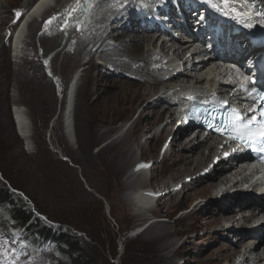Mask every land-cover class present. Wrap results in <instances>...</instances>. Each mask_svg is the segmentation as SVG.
I'll return each instance as SVG.
<instances>
[{"label":"rangeland","instance_id":"374dc122","mask_svg":"<svg viewBox=\"0 0 264 264\" xmlns=\"http://www.w3.org/2000/svg\"><path fill=\"white\" fill-rule=\"evenodd\" d=\"M31 1L36 2L0 0V181L41 219L80 236L84 241L82 247L85 248L87 264H212L220 260L216 257L219 244L225 243L226 248L231 244L234 248L241 247L238 238L236 239L238 235L228 234L229 241L225 242L222 238L217 240V236H211L218 232L210 225L213 218H219L218 209L208 206L205 210H194L198 204L212 202L214 193L208 198L189 201L183 200L181 195H170L144 213L136 211L131 206L132 203L126 200V193L131 190L154 189L162 193L174 184H183L187 178L197 176L203 169L199 165L191 172L173 171L180 166L178 157L183 154V146L179 143L174 146V154L168 153L161 157L160 153L168 147L166 139L171 137L159 138L162 127L169 121L168 116L159 120H154L156 118L151 116L139 120L146 102L139 109H136L137 104L134 102L121 106L115 112L105 111L101 107L104 98L115 89L107 88L103 91L102 88L103 92L84 98L80 109L76 105L73 139L66 135L63 126L66 89L77 74L80 78L78 96L85 92L84 82L88 74H95L89 68L98 61L99 54L85 65L86 61L82 59L88 60V57L83 56L85 52L81 55V52L84 51V41L91 38L90 25L83 29L80 28L81 25L74 27L76 29L72 28V36L68 39L70 27L63 32L58 21L56 23L52 20L50 24L43 21L47 16L53 18V12L58 13L56 16L61 14L54 7L46 11L41 21L34 20L32 28H27L21 57L14 56L10 33L28 10L24 7H29ZM17 12L24 13L17 17ZM28 31L32 33L30 37L27 35ZM122 34V38L127 36ZM66 40H69L72 47L66 53H61ZM147 49L149 46L145 45L144 50ZM116 50L112 48L113 52ZM99 72L100 68L96 71V78L102 84L105 79L101 80ZM115 73L114 76L110 72L117 81L122 80L121 74ZM138 80L140 83L145 81L139 77L136 81ZM96 87L97 85H89L91 89L96 90ZM163 87L164 85L155 86L156 90L151 91L142 87L141 90L144 93L150 92L149 99L153 101L163 92ZM76 91L77 89L75 93ZM16 105L23 108L30 123L31 138L27 147L18 135L12 114V108ZM165 108L167 105L162 102L152 111H157L156 115L159 117ZM122 128L125 130L120 132ZM148 129L150 134L145 133ZM102 132H107L105 137L95 141ZM123 136L129 139L127 148L131 149L130 152L107 153L101 150ZM137 144H144L145 150H141ZM138 161L148 165L147 173L140 174L141 176H136V172L132 170ZM215 176L217 175L213 173V178ZM210 180L203 179L194 187H187L195 189L211 182ZM192 192L189 191L187 195ZM149 222H152L151 225L143 232L129 236ZM202 225H207L208 228ZM168 229L170 238L160 240L158 235ZM34 240L32 237L27 238L25 230L0 215V241L20 253L19 258L37 255L43 264H68L56 255L50 242ZM12 241L14 243H10ZM252 247L253 244L245 243L240 248V257L221 264H240L245 260L243 254L246 252L248 256ZM250 257L254 259L256 255Z\"/></svg>","mask_w":264,"mask_h":264},{"label":"bare ground","instance_id":"6f19581e","mask_svg":"<svg viewBox=\"0 0 264 264\" xmlns=\"http://www.w3.org/2000/svg\"><path fill=\"white\" fill-rule=\"evenodd\" d=\"M35 1L36 2L31 1V3L28 4L29 7L27 6L24 7V9L28 8V10H26L27 11L26 18L30 19L27 25L25 26L26 31L27 28H32L33 25L31 24L34 20L35 22L40 20L41 17L46 14V11L54 7L63 8L66 5H68L67 13L71 12V15L74 16H77L78 13L77 10L74 8L75 0H35ZM148 1H155V0H105L99 4L93 5L91 8L89 7L78 8L79 12H84L86 13L87 16L85 21L81 24L80 28L83 29V27H87L88 25H90L91 27V38L88 40L86 39L87 41H84V51L81 52V55L85 52V55L83 56L88 57V60L86 59H82V60L83 61L85 60L86 61L85 65H87L91 62V60L94 59V57L97 54H99V56H98V61H95V65H92L89 68L92 69L91 71L95 72V74L94 73L88 74L87 80L86 82H84L85 92L81 91L82 92L81 95L78 96V91H79L78 81L80 80V78L78 77L77 74H75L74 77L69 82L70 84L66 89L67 100L63 109L64 130L66 135L70 139H73V132H74L73 124H74V119L76 117L75 116L76 105L78 104V107L80 109L81 103L84 101V98L85 99L87 98V96L90 95L92 96L93 94L102 91L101 90L102 88H104L103 91H106L107 88L109 89L114 88L115 91L112 94H109L107 97H105L104 98L105 100L102 103V105L101 103H99V105H101V107H103L105 111L115 112L116 110H119L121 106L123 107L125 104L128 103L133 104L135 102L137 104L136 109H139L142 106V104L146 102L147 103L146 107L139 114V118H138L139 120L145 119L147 117L149 118V116H151L152 118H156L154 120H159V119H163L165 115L168 116L169 121L167 122V124L164 125V127H162L160 134L162 133L163 135L159 134V138L163 136L164 137L171 136V137L166 139V142L168 143V147L164 149L162 154L160 153L161 157L163 158V156H165L168 153L172 154L174 152L173 151L174 146L176 145V143L177 144L179 143L181 146H183V148L181 147L182 148L181 153L183 154H180V157H178L180 158V160H178L180 166L174 168L173 171L191 172L193 169L198 168L199 165H200L199 167L202 168L209 162L210 153L214 149L215 145L210 142L209 140L210 137H202L198 133H196L194 129H191L189 127H185V128L178 127L174 131V125H175L174 123L178 121V119L174 116L173 113V110L175 108L174 102L185 97V93L170 91L169 86L177 81L183 82L187 80L186 83H188V85L191 84V86H185L184 84H182L186 87L184 88L186 93L189 91V89L192 88H196L201 91L202 88H205L203 86L206 84H208L210 88L213 89L214 87L213 83L215 82V80H217L220 77L215 75L214 77L211 78V75H214V72L213 71L211 72L209 65L205 63L192 65L190 68L187 67L188 59L185 58L186 55L185 50L187 47L186 43L180 42V40H178V38H176L175 35H173L172 33L168 34L163 27H159L156 22L150 21L148 17L149 15L153 14V10L146 8V3H148ZM203 1L171 0L169 4L170 7L168 8L169 14L160 15V16L163 17L169 16L168 19L170 22L176 21V23L177 22L181 23L180 21L177 20L176 18L177 16H175L174 14L172 15L173 12L174 13L178 12V8H176V4H178L180 8H182L183 6L185 9H189L185 11L182 9V12H180L181 16L183 14V11L184 13H187L188 18H193V16L195 15L201 16V13L203 14V16H205V12L210 11L211 14L214 16L211 18L207 17L205 19L206 22L210 23L212 20H216L220 24L219 28L229 31L230 33L236 31V28L235 29L232 28L233 26V23H231L232 19L229 17V15L231 14V10H230L231 8H233L234 13L238 15L237 17L240 21L244 20L246 21L247 24L249 23L248 25H246L247 27H249L251 23L257 22L261 18L264 19V12H263L264 0H258V1L252 0V2L249 4L245 0H242L243 2H241V0H227L228 4L224 5L226 11H223L224 9L223 10L215 9L211 3H205V0ZM232 1L233 4L231 3ZM88 11H90L89 15H88ZM57 18L59 19L61 17H57ZM188 18L186 19V21L182 19V24L188 25L189 21L192 20ZM58 19L57 20L56 18L54 19L56 23ZM223 19L227 21L230 24V26L223 25L221 23ZM105 20H107L106 23ZM194 20L195 22L197 21V19ZM234 22L237 23L236 20H234ZM242 24L245 25L244 23ZM74 27L77 26L71 27V31H69V33L70 32L71 33L68 35V39H70L69 37L72 36V28L76 29ZM23 32H24V27H21L18 30L17 34H15V36L12 37L13 40H11L12 51L13 52L15 51L14 56H16L17 58L21 57L22 44L24 45L25 37H27L23 35ZM122 33H125L127 36L122 38L123 35ZM31 34L32 33L29 32V34H27L29 35L28 37H30ZM58 34L59 37H61L60 33ZM242 35L238 36L237 39L240 40V43L244 46L245 43L242 40V38H246V36L244 34ZM161 36H167L168 39L167 41L165 40L161 41L160 54L167 56L170 53L172 56H174V58L177 59L176 64L180 67V69L176 74L168 77L167 79H163L159 76H156L154 74L156 73L155 72L156 69L154 67H150V68L147 67V65L153 66L155 63L159 62V60L158 61L156 60L158 59V57H161V55L155 54L153 48ZM65 42L66 43L63 44L60 50L61 53H66V51L70 50L72 47V45L69 43V40H66ZM168 43H172V45L169 46ZM145 45L149 46V49L144 50ZM112 48H116L117 50L113 52ZM145 51L147 52L145 53ZM18 53L20 54L17 56L16 54ZM161 59L163 60V58ZM173 60L175 59H171L170 61L173 62ZM171 62L170 64H167L166 62L164 63L166 64L167 67V70H165L166 74H170V72L171 73L174 72L178 67L177 65ZM98 68H100L99 74L101 73L100 74L101 80L102 78L105 79L103 80L102 84L96 78V71ZM207 69H209L208 72L206 71ZM110 72H112L113 75L115 72H118L119 74H121L122 80L117 81L116 78H114L116 73L112 77L111 76L112 74H110ZM218 74L221 76L222 71L218 70ZM204 75H208V77L206 78L202 77ZM51 76L52 75L50 74V78ZM138 77L145 79V81L143 83H140L139 80L136 81ZM90 84L97 85L96 87L97 89L95 90L93 88L92 89L89 88ZM163 85H164L162 89L163 92L160 95L157 93L159 97L153 101L149 99L150 92L144 93L142 92L143 89L141 90L142 87H144L145 89L146 88L150 89V91L151 89L156 90L154 89L155 86L159 87ZM223 87L224 86L221 87L222 90H224ZM76 89L77 91L75 93ZM198 90L196 94H202V91L200 92ZM162 102H164L165 105H167V108L163 109L160 113V116L157 117L156 113L158 112L157 111L153 112L152 110L157 106L158 103H162ZM13 114L16 121L17 129L19 130L21 138L23 139L27 147V144L28 142H30V138H31L30 123L23 111V108H20L17 105L14 106ZM190 132H192L193 134L192 135L188 134ZM106 133L107 132H102L100 135H97V137L98 136L99 137L96 138L95 141L105 137ZM145 133L150 134L151 131H149L148 129V131L146 130ZM128 140L129 139L127 136H123L122 138L110 142L109 144L104 146L101 150L107 153L111 151L112 152L115 151L116 153L130 152L131 149L129 147L127 148L129 142ZM137 146L143 151L146 148L144 144L143 145L137 144ZM205 150L207 152H204ZM140 169H142V167L138 166L134 170L136 172L135 173L136 176L137 174L139 175L141 174ZM236 169H237L236 162L233 160H228L226 162L220 163L213 169L211 173L207 174L206 176L191 177L189 181L183 182L179 192L176 193L168 192V194L166 195L164 194L163 196H161L159 200H162L170 195L171 196L181 195L184 198L183 200L189 201L191 199L196 200L197 198H208L209 196L212 195V193H214L212 196L214 200L212 202H209L208 204L205 205L198 204L194 208V210L197 209L198 211L205 210L208 206H212L218 209L217 214L219 215V218L217 219L213 218V220L210 222L211 228H214V230L215 231L217 230L218 232H215V235L211 234V236H217V240H220L222 238V240H224L225 242V241H229L228 239L229 235H233V234L238 235L236 239L238 238V242L239 244L241 243V247L244 246L245 243L253 244V247L248 251L249 255L247 256L246 252L243 254V259L245 258V260L240 262V264H245L248 262L251 264H264V258H263L264 226L261 228L250 227L249 219L243 217L242 214L240 213L244 206L242 202L248 200L264 201V199L259 198L251 193H241L239 191L229 194V192L225 190L220 196L217 195V192L220 190V187L227 183L229 175L236 173ZM213 173L217 175L215 176V178H213ZM203 179H207V180L211 179L210 180L211 182L206 184H201V186H197L195 189L191 188L193 192L187 195L188 192L191 191L190 188H188L187 186L191 185L194 187L196 184L200 183L201 180ZM125 196H126V200L129 203H132L131 206L133 205L134 209L139 213H144L145 209H147V207L152 203L150 192H148L147 190L144 191L141 189H134L127 192ZM227 203L229 205H226ZM202 226L208 228L207 225H202ZM223 232H226L227 234ZM170 236L171 234L168 229L165 232H161V234L158 235V238L160 240L161 239L168 240ZM241 247L238 248L237 246L236 248L235 246L234 248V245L231 244V245H227L226 248L225 243L219 244L216 257H219L220 260L218 261L216 259L217 261L212 262V264L215 263L221 264V262H232L236 260L242 254V251L240 249ZM254 254L256 255V257L254 259H251L250 256ZM35 257L36 259L34 260L33 258ZM40 260L41 258H39V256L37 255H32L29 257L23 256L19 258L17 261H15V264H43L41 263ZM256 261H258V263H256ZM9 264H11V262H9Z\"/></svg>","mask_w":264,"mask_h":264},{"label":"trees","instance_id":"16d2710c","mask_svg":"<svg viewBox=\"0 0 264 264\" xmlns=\"http://www.w3.org/2000/svg\"><path fill=\"white\" fill-rule=\"evenodd\" d=\"M0 215L27 232V238L50 242L56 255L68 264H87L83 239L44 221L0 181ZM38 244V243H37ZM89 264V263H88Z\"/></svg>","mask_w":264,"mask_h":264},{"label":"snow or ice","instance_id":"6c2138e0","mask_svg":"<svg viewBox=\"0 0 264 264\" xmlns=\"http://www.w3.org/2000/svg\"><path fill=\"white\" fill-rule=\"evenodd\" d=\"M206 3H211V0H205ZM227 2V0H225ZM216 6V5H212ZM75 10V9H74ZM21 14L19 12L16 13V16L19 17ZM55 19V17L51 18L46 23H51V20ZM259 96L264 98V92H258ZM227 105V101L222 102ZM264 112V104H261L258 109H252L255 111ZM236 120L234 124H227L224 127V131L221 134L226 135L230 140H240L242 143H246L252 151L264 152V126H259L260 121L256 120L255 115L245 117L243 113H237L233 110ZM217 131H221L220 128ZM14 243V241L10 242ZM20 253L11 250L8 246H6L5 242L0 241V264H15V261L19 259Z\"/></svg>","mask_w":264,"mask_h":264}]
</instances>
